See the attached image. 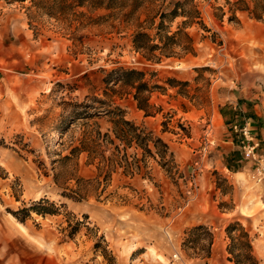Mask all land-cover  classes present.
Returning <instances> with one entry per match:
<instances>
[{
  "label": "rangeland",
  "instance_id": "rangeland-1",
  "mask_svg": "<svg viewBox=\"0 0 264 264\" xmlns=\"http://www.w3.org/2000/svg\"><path fill=\"white\" fill-rule=\"evenodd\" d=\"M243 22L264 0H0V264H255L245 239L264 264L259 188L209 133ZM118 67L145 71L147 113ZM116 106L141 133L118 148L96 136Z\"/></svg>",
  "mask_w": 264,
  "mask_h": 264
},
{
  "label": "crops",
  "instance_id": "crops-1",
  "mask_svg": "<svg viewBox=\"0 0 264 264\" xmlns=\"http://www.w3.org/2000/svg\"><path fill=\"white\" fill-rule=\"evenodd\" d=\"M241 25V30H235L233 35L236 36L237 44L245 46V51L237 55L242 64H239L235 79L228 82L224 91L218 93L219 102L211 112L209 133L212 132L217 140L220 158L230 166L233 163L232 172L239 175L244 173L249 177L253 161L244 157L243 136L232 125L247 124L257 142L256 152L264 157V51L253 50L264 45V25L244 22ZM223 166L229 170L226 163ZM253 182L260 191L263 190L261 194L259 189L255 192L263 203L264 181Z\"/></svg>",
  "mask_w": 264,
  "mask_h": 264
},
{
  "label": "trees",
  "instance_id": "trees-1",
  "mask_svg": "<svg viewBox=\"0 0 264 264\" xmlns=\"http://www.w3.org/2000/svg\"><path fill=\"white\" fill-rule=\"evenodd\" d=\"M64 1V0H62ZM86 2H89L91 5H95V6H100L103 4L104 0H74L75 5L77 6H83ZM162 13L160 14V18L161 21L159 22L162 23ZM145 32L142 31H137L134 36H133V43L135 46H141L139 44H137V40L140 36L144 35ZM156 46V44L154 45ZM115 76L113 79L118 81V82H126L128 84H130L134 89V97L137 100V105L139 108L144 109L147 113L146 110V106H147V98L146 97H141L138 95L139 91L142 88H145L147 86V82L144 78V74L145 71L141 68H136V67H118L115 70ZM115 112H118L116 115V117L113 118L112 120V132H108V131H101V130H96L97 133V138L99 139L100 137V141L99 142H110V143H114L115 147L118 148L119 144L115 142L114 138H117L119 140H123L124 137H126L127 132L125 131V129L121 126H125L128 125L129 126V130H132L134 135L136 137H139L141 135L140 132H135L136 130L139 129V126L136 125L134 122H132L131 120L127 119L124 117V113H123V109L120 106H116L114 109ZM95 136V137H96ZM145 139L146 141L149 139L148 136L146 135L145 137H142V140ZM157 140H160L159 137L156 138ZM142 146L144 149L146 150H150L147 142L142 143ZM76 148H79L76 146ZM103 158H105L108 161L112 160L110 156L104 155ZM110 171V170H109ZM109 171H106V176L109 175ZM55 209V206L52 202H49L47 198L41 197L39 200H36L34 202H32L31 205L29 206H23L17 210H12L13 215H15L18 219L23 220L30 212V210H34L37 213L40 214H44L46 212H53V210ZM244 234L247 236V232L244 231ZM243 235V234H242ZM242 243V246L244 247H248V250L243 253L244 258L248 259V260H254L255 264H257L256 259L254 257V255L252 254L250 248H251V243L249 239H245V240H241L240 241ZM239 254H236V258H238ZM235 258V261H237L238 263V259Z\"/></svg>",
  "mask_w": 264,
  "mask_h": 264
},
{
  "label": "built area",
  "instance_id": "built-area-1",
  "mask_svg": "<svg viewBox=\"0 0 264 264\" xmlns=\"http://www.w3.org/2000/svg\"><path fill=\"white\" fill-rule=\"evenodd\" d=\"M232 128L239 131L244 139L242 152L245 158L253 161V166L249 171V177L255 182L264 181V157L256 152L257 142L253 139L250 128L247 124L238 125L234 123Z\"/></svg>",
  "mask_w": 264,
  "mask_h": 264
}]
</instances>
